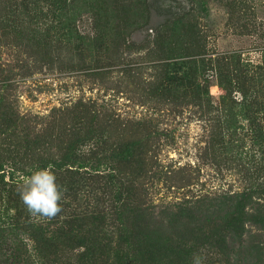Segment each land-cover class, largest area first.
<instances>
[{"label":"rangeland","instance_id":"1","mask_svg":"<svg viewBox=\"0 0 264 264\" xmlns=\"http://www.w3.org/2000/svg\"><path fill=\"white\" fill-rule=\"evenodd\" d=\"M196 257L264 264V0H0V264Z\"/></svg>","mask_w":264,"mask_h":264},{"label":"clouds","instance_id":"2","mask_svg":"<svg viewBox=\"0 0 264 264\" xmlns=\"http://www.w3.org/2000/svg\"><path fill=\"white\" fill-rule=\"evenodd\" d=\"M18 191L21 201L33 217L51 220L63 210L61 201L66 188L57 183L51 167L33 171L25 177ZM193 264H201L199 257L194 259Z\"/></svg>","mask_w":264,"mask_h":264}]
</instances>
